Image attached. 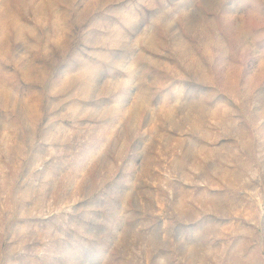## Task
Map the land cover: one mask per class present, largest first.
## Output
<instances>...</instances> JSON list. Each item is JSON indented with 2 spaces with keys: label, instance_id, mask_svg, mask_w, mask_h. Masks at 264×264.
I'll return each mask as SVG.
<instances>
[{
  "label": "rangeland",
  "instance_id": "obj_1",
  "mask_svg": "<svg viewBox=\"0 0 264 264\" xmlns=\"http://www.w3.org/2000/svg\"><path fill=\"white\" fill-rule=\"evenodd\" d=\"M0 264H264V0H0Z\"/></svg>",
  "mask_w": 264,
  "mask_h": 264
}]
</instances>
